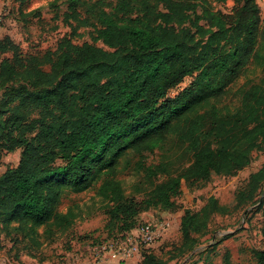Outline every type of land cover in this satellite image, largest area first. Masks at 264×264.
<instances>
[{
  "label": "trees",
  "instance_id": "obj_1",
  "mask_svg": "<svg viewBox=\"0 0 264 264\" xmlns=\"http://www.w3.org/2000/svg\"><path fill=\"white\" fill-rule=\"evenodd\" d=\"M156 1L118 0L121 16L95 12L99 24L96 36L113 49L110 52L62 40L48 71L42 62L27 55H16L0 64V86L4 88L0 97V146L7 137L2 127H8L9 134L31 108L39 109L41 115L34 120L39 125L35 144L22 140L18 163L0 175L3 222L12 220L21 231L27 224L46 225L56 217L53 206L59 188L67 186L74 193L87 189L95 166L111 170L119 161L137 159L136 167L142 168L154 160L156 169L163 171L169 162L156 160L155 151H168L176 139L183 138L192 152V165L172 178L165 170L164 177L141 200L125 197L116 182L101 187L104 193L109 191L113 203L110 215L117 220L108 236L123 237L142 224L135 221L140 211L156 205L170 207L171 197L181 184L233 174L247 165L252 147H264V81L249 113L254 124L242 145L214 148L209 142L221 135V116L211 100L225 92L249 65L258 46H264V24L255 0H234L227 14L215 11L213 0H159L165 12L158 9ZM62 3H66V10L58 15L73 17L81 25L87 21L75 17V8L83 1ZM197 5L203 25L184 13L195 12ZM50 7L59 9L55 2ZM133 9L147 22L127 13ZM158 15L179 21L188 18L198 35H206L205 40L191 45L186 28L152 25L151 20ZM47 55L49 52L43 58ZM30 60L36 64L29 65ZM58 67L61 76L56 79ZM194 73H198L194 89L184 88L169 96ZM55 110L58 115L52 113ZM263 177L264 164L250 175L247 187L254 188ZM209 205L212 211L223 209L214 198ZM207 214L206 206L187 219L192 226L195 218L203 224ZM63 226L67 228L65 223ZM180 226L185 239L186 225ZM147 249L141 248L138 264H160L154 261L158 256ZM251 254L256 264H264V247L251 250ZM223 264H233L228 253Z\"/></svg>",
  "mask_w": 264,
  "mask_h": 264
},
{
  "label": "rangeland",
  "instance_id": "obj_2",
  "mask_svg": "<svg viewBox=\"0 0 264 264\" xmlns=\"http://www.w3.org/2000/svg\"><path fill=\"white\" fill-rule=\"evenodd\" d=\"M62 1L0 0V12L4 14L0 20V40H9H4L0 45V64L16 55H27L42 62V68L48 71L49 62L58 53V45L62 40H68L75 46L90 44L106 52L113 50L96 36L99 24L95 12L103 10L121 16L123 11L117 6L118 0H81L83 4L76 6L75 17L79 20L87 18L83 25L73 17L68 19L58 15L57 12L62 14L66 10V3ZM140 1L137 0V3ZM51 2L58 3L59 9L50 7ZM255 2L263 25L264 0ZM156 3L158 9L165 12L163 4L159 0ZM234 5V0L212 1L213 9L225 14L230 13ZM200 10L197 5L195 12L184 13L197 24L203 25L205 21L201 18ZM127 13L138 17L140 22H147L134 9ZM151 24L166 25L176 30L186 28L191 45H199L206 38V35L196 33V28L189 25L188 18L179 21L158 15L151 20ZM47 52L51 55L43 58ZM30 62L29 65L36 64L35 60ZM60 74L58 67L56 79ZM197 75L194 73L185 77L170 91L169 96H175L184 88L194 89L198 84ZM263 81L264 46L260 45L243 73L228 85L223 94L211 100L221 116V135L209 139L211 146L234 148L247 139L254 124L249 113L254 109L255 96ZM3 91L4 88L0 86V97ZM10 113L1 118L5 119ZM52 113L58 115L56 110ZM40 117L39 109L31 108L26 118L20 120L18 127L9 134L6 133L8 127L3 128L1 125L7 137L0 146V175L18 163L24 144L22 140L35 144L39 125L34 120ZM59 122L63 124L64 119ZM16 142H21V145H15ZM11 146L16 147L9 149ZM153 156L156 160L169 162L163 171L156 169L154 160L141 168L136 167L137 159H132L129 163L119 161L111 170L95 166L89 175L90 186L82 192L74 193L69 187L61 186L53 206V215L55 213L56 217H52L46 225L33 227L27 224L21 231L16 229L14 221L3 222V217H0V264H92L91 250L96 243L112 238L108 236V231L113 229L117 221L110 215L113 203L109 191L104 193L101 189L104 183L116 182L125 197L139 201L166 172L172 178L188 169L194 161L188 143L183 138L176 139L168 151L156 150ZM263 164L264 147H252L247 165L233 174L212 175L209 180L181 184L171 197L170 207L156 205L140 211L135 218L136 223L167 220L170 224L166 233L147 249L158 256L154 261L160 264H223V257L228 253L233 264H256L251 250L264 247V177L252 189L247 185L250 175ZM210 198L216 200L222 211L211 210ZM206 206L207 220L202 224L195 218L192 226L187 216H196ZM184 216L187 220L182 223ZM64 223L67 228H64ZM181 224L186 225L185 239L180 231Z\"/></svg>",
  "mask_w": 264,
  "mask_h": 264
},
{
  "label": "built area",
  "instance_id": "obj_3",
  "mask_svg": "<svg viewBox=\"0 0 264 264\" xmlns=\"http://www.w3.org/2000/svg\"><path fill=\"white\" fill-rule=\"evenodd\" d=\"M4 14L0 12V20ZM169 221L144 222L123 237L96 244L91 250L92 264H107L110 261L123 263L140 256L141 248H148L158 241L169 228Z\"/></svg>",
  "mask_w": 264,
  "mask_h": 264
},
{
  "label": "crops",
  "instance_id": "obj_4",
  "mask_svg": "<svg viewBox=\"0 0 264 264\" xmlns=\"http://www.w3.org/2000/svg\"><path fill=\"white\" fill-rule=\"evenodd\" d=\"M140 259H141V256H138V257H134L133 259H130V260L123 262V263H117L115 261H111L108 264H138Z\"/></svg>",
  "mask_w": 264,
  "mask_h": 264
}]
</instances>
